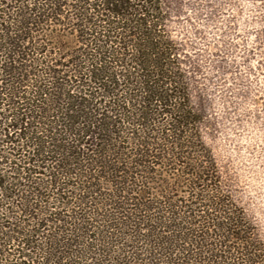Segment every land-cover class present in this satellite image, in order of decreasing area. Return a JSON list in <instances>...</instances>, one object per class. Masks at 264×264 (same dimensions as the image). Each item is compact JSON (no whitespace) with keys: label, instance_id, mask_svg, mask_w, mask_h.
Here are the masks:
<instances>
[{"label":"trees","instance_id":"obj_1","mask_svg":"<svg viewBox=\"0 0 264 264\" xmlns=\"http://www.w3.org/2000/svg\"><path fill=\"white\" fill-rule=\"evenodd\" d=\"M167 18L163 0H0V264H264Z\"/></svg>","mask_w":264,"mask_h":264},{"label":"rangeland","instance_id":"obj_2","mask_svg":"<svg viewBox=\"0 0 264 264\" xmlns=\"http://www.w3.org/2000/svg\"><path fill=\"white\" fill-rule=\"evenodd\" d=\"M163 3L166 29L179 48L192 104L203 117L200 133L221 185L264 240V0ZM62 29L56 33L78 49L72 27ZM162 180L157 176L156 190ZM112 247L118 253L122 246Z\"/></svg>","mask_w":264,"mask_h":264}]
</instances>
